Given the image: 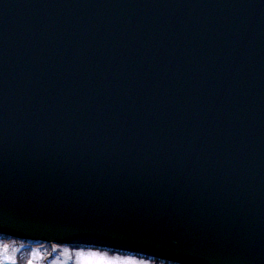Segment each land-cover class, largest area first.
Listing matches in <instances>:
<instances>
[{
	"label": "water",
	"instance_id": "95a60500",
	"mask_svg": "<svg viewBox=\"0 0 264 264\" xmlns=\"http://www.w3.org/2000/svg\"><path fill=\"white\" fill-rule=\"evenodd\" d=\"M0 236L264 264V0H0Z\"/></svg>",
	"mask_w": 264,
	"mask_h": 264
},
{
	"label": "snow or ice",
	"instance_id": "6c2138e0",
	"mask_svg": "<svg viewBox=\"0 0 264 264\" xmlns=\"http://www.w3.org/2000/svg\"><path fill=\"white\" fill-rule=\"evenodd\" d=\"M14 241H6L0 238V264H20L18 259V253L22 247L17 248L14 246ZM53 251H56L54 248ZM63 255L65 257H71V253L68 249H64ZM76 264H152L151 260L140 259L134 255H114L110 256L107 253H101L99 251L83 250L76 253ZM44 257L41 256L39 250H33L31 258L27 260L26 264H42ZM53 264H68V261H53Z\"/></svg>",
	"mask_w": 264,
	"mask_h": 264
},
{
	"label": "rangeland",
	"instance_id": "374dc122",
	"mask_svg": "<svg viewBox=\"0 0 264 264\" xmlns=\"http://www.w3.org/2000/svg\"><path fill=\"white\" fill-rule=\"evenodd\" d=\"M12 241V240H11ZM15 242V247L20 248L21 246L22 249L18 253V259L20 261V264H26L27 260L31 258V253L33 250H39L40 254L42 257H44V260L42 261V264H53V261H68V264H76V253L83 250L85 252L88 251H93V250H88V249H83V248H70V247H54L56 251H53L54 248L52 247H47V246H29L26 243H22L19 241H14ZM64 249H68L71 253V257H65L63 255ZM102 253V252H101ZM110 256H114L111 254H108ZM153 264V263H152Z\"/></svg>",
	"mask_w": 264,
	"mask_h": 264
}]
</instances>
